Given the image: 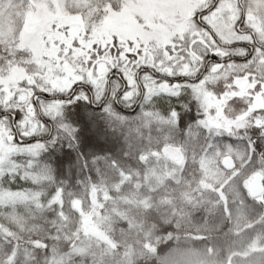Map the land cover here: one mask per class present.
Listing matches in <instances>:
<instances>
[{
    "label": "snow or ice",
    "instance_id": "1",
    "mask_svg": "<svg viewBox=\"0 0 264 264\" xmlns=\"http://www.w3.org/2000/svg\"><path fill=\"white\" fill-rule=\"evenodd\" d=\"M0 264H264V0H0Z\"/></svg>",
    "mask_w": 264,
    "mask_h": 264
}]
</instances>
